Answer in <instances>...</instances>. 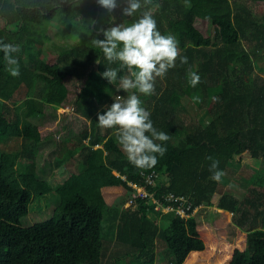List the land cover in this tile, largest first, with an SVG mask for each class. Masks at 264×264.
<instances>
[{"label": "trees", "instance_id": "obj_1", "mask_svg": "<svg viewBox=\"0 0 264 264\" xmlns=\"http://www.w3.org/2000/svg\"><path fill=\"white\" fill-rule=\"evenodd\" d=\"M179 1L177 7L171 0L148 5L162 34L175 35L180 55L188 58L182 64L178 57L176 66L156 79L151 95L154 126L170 139L151 169L167 173L169 181L149 190L157 198L173 193L205 205L190 217L157 211L153 197L133 196L129 182L146 185L143 170L128 162L115 130L96 121L97 111L117 93L118 81L109 84L101 77L104 57L91 46V35L101 15L130 19L120 15L124 5L109 14L96 0L76 8L67 0H0V39L21 47L15 54L18 77L8 74L0 52V138L20 142L0 156V264H102L106 210L121 192L132 201L120 212L117 239L134 250L136 264H157L159 235L175 264H264V178L252 182L247 197H229L221 182L210 179L208 159L218 160L224 174L232 164L249 170L264 161V63L262 70L257 64L264 61V19L250 18L238 0ZM248 1L264 16V0ZM52 22L59 24L60 39L53 43L54 58L46 49L52 38L29 28ZM188 71L201 77L194 88ZM21 88L26 96L17 98ZM187 101L199 108L204 103L208 121L193 116L190 124L179 125L178 107ZM67 108L89 123L80 134L66 131ZM61 134L59 157L71 175L54 189L38 177L37 158L40 144ZM53 191L60 197L54 217L22 226L30 205ZM254 213L261 227L239 228L231 240L235 216Z\"/></svg>", "mask_w": 264, "mask_h": 264}, {"label": "clouds", "instance_id": "obj_2", "mask_svg": "<svg viewBox=\"0 0 264 264\" xmlns=\"http://www.w3.org/2000/svg\"><path fill=\"white\" fill-rule=\"evenodd\" d=\"M67 2L76 8L83 0ZM151 2L96 0L99 7L109 14L122 3L124 6L120 15L130 19L116 22L115 16H109V26L97 24L95 35H91L90 40L91 46L98 48L109 64H118V67H106L101 77L109 84H117L118 81L116 91L125 93L123 98L118 95L111 104L103 105L102 110L96 113V121L102 129L115 130L121 151L126 154L128 162L140 170L155 168L159 158L167 152L165 142L170 139L166 132L154 126L151 112L144 107L141 95L155 93L156 79L164 78L176 66L178 57L182 64L188 63V58L180 55L175 35L162 34L158 28L155 9L148 7ZM20 51L18 43L0 39V52L12 77L20 75L19 61L15 55ZM187 77L193 88L200 83L201 77L197 71H188ZM208 159L211 160L210 179L220 182L224 173L219 169V161L212 157Z\"/></svg>", "mask_w": 264, "mask_h": 264}, {"label": "rangeland", "instance_id": "obj_3", "mask_svg": "<svg viewBox=\"0 0 264 264\" xmlns=\"http://www.w3.org/2000/svg\"><path fill=\"white\" fill-rule=\"evenodd\" d=\"M109 20L108 14L101 15L98 24L104 25ZM40 26V27H39ZM31 30H36L41 32L45 36H49L52 38V41H48L47 52L51 55V58H54L56 55V49L53 46L54 41L60 42V39L56 36L57 30L59 28L58 22H52L47 25H34L30 24L29 27ZM71 43V42H70ZM46 52V53H47ZM263 60H259L258 67L262 66ZM105 67H118V64H109L105 59L102 62ZM259 67L260 70H262ZM126 72V69L124 70ZM123 74V73H122ZM42 84H39L41 87ZM26 89L21 90L17 94V98L25 97ZM134 91V90H133ZM25 95V96H24ZM123 98L125 93L123 91L117 92L113 99L117 96ZM150 96L141 95V99L143 101L144 107H146L149 111L153 108V101ZM185 101V100H184ZM112 102V100H111ZM108 103V104H111ZM193 102L190 101L189 104ZM202 105L205 106L203 103ZM203 106V107H204ZM185 107V108H184ZM202 107V108H203ZM178 117L177 123L179 125H188L191 123L194 117L204 118L207 120V109L204 108V111L199 109H195L196 111L192 112L190 105L187 102L182 103V107H178ZM69 122L67 125L66 131L69 132L74 131L79 133L82 131V128L89 123L78 116L70 115ZM82 120V122L80 121ZM38 122V120H34ZM116 135V134H115ZM55 137V136H54ZM52 137V139L54 138ZM56 142H51L48 140L45 143L40 144V152L37 158V171L38 177L44 180H48L53 188L55 189L59 184L65 182L71 175V170L66 168L63 164V161L59 157L60 150V141L61 138H55ZM179 140H176L178 142ZM20 142L15 139H2L0 138V156L3 152H12L18 148ZM250 168L247 170L246 168H239L237 165L232 164L229 167V170L225 172L222 180L220 181V189L221 191L228 195L229 197H233L236 199H242L243 197H247V192L252 184L259 179L264 178V161L260 166L256 167H247ZM131 196L126 193H117L114 195L108 204L104 221V232H103V241H104V249L102 255V264H136L138 262L137 256L134 254V250L129 248L126 245L121 244L117 239V228L120 220V212L124 209L125 204L131 200ZM60 205V197L56 194L55 191L45 196L43 198H39L36 202L30 205V210L27 216L22 218L21 224L24 227H32L35 224L45 222L54 217L55 212ZM205 206V205H202ZM204 217V214H201V217ZM261 218L257 214H251L248 216L241 217L240 215H236L233 225L230 228L229 238L231 240H235L237 236V232L239 228H259L261 227ZM157 264H175V256L172 250L168 247L166 241L159 235L157 238ZM143 261L145 259H142Z\"/></svg>", "mask_w": 264, "mask_h": 264}, {"label": "built area", "instance_id": "obj_4", "mask_svg": "<svg viewBox=\"0 0 264 264\" xmlns=\"http://www.w3.org/2000/svg\"><path fill=\"white\" fill-rule=\"evenodd\" d=\"M142 177L145 180V184L143 186L135 185L133 182H129V184L136 190L133 194L135 197H153L155 198L157 211H161L162 213H169L175 211L177 214L182 217H190L192 215H196L198 211L204 206H194L193 201L184 196H176L173 193L163 195L159 198L156 197V192L149 190V186L157 187L162 184L168 183V174L161 173L156 170H143ZM124 179H127L126 176H123ZM132 201V198L131 200ZM128 201V202H129Z\"/></svg>", "mask_w": 264, "mask_h": 264}, {"label": "crops", "instance_id": "obj_5", "mask_svg": "<svg viewBox=\"0 0 264 264\" xmlns=\"http://www.w3.org/2000/svg\"><path fill=\"white\" fill-rule=\"evenodd\" d=\"M172 1V7H177L178 5H180V4H183V3H180V1L179 0H171ZM236 3V5H238L239 7H240V9H241V11L242 12H251V14L253 15V16H251L250 15V18H253V19H264V16H263V14H260V13H258V12H260L259 11V5L256 3V2H253V1H248V0H238V1H236L235 2ZM184 6V5H183ZM239 9V8H238ZM244 47L246 48V49H248L249 48V46H247L245 43H244ZM196 64H199L200 65V63H201V61L200 60H198L197 62H195ZM190 105V107L191 108H194V111H196L195 109H199V107L197 106V105H195V104H189ZM204 108H206V105L203 107V108H200L199 110H201V111H204ZM207 109V108H206ZM205 112V111H204ZM66 113H67V116H70V115H75V116H77L74 112H73V110L72 109H70V108H67L66 109ZM207 119H208V117H207ZM208 121V120H207ZM39 122V121H38ZM55 138H61V141L60 142H62V139H63V134H61V135H57V136H55L53 139L52 138H50L49 139V143L51 144V142L53 143V142H56L57 140L55 139ZM47 142V141H46ZM58 142V141H57ZM45 143V142H44ZM60 145V144H59Z\"/></svg>", "mask_w": 264, "mask_h": 264}]
</instances>
